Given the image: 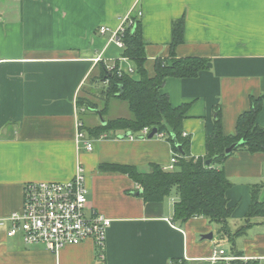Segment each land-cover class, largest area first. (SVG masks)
<instances>
[{"label":"crops","instance_id":"obj_1","mask_svg":"<svg viewBox=\"0 0 264 264\" xmlns=\"http://www.w3.org/2000/svg\"><path fill=\"white\" fill-rule=\"evenodd\" d=\"M137 11L150 76L155 59L169 57L172 22L181 18L183 42L175 56L208 59L195 77H167L161 87L172 106L188 105L182 126L192 156L206 154L217 112L223 134H233L251 97H262L256 122L264 128V0H0V217L21 210L26 182L69 180L80 164L88 208L111 219L104 249L86 239L52 252L0 230V264H223L209 260L213 250L234 256L217 224L201 216L174 221L173 195L145 202L127 174L101 168L148 171L175 154L165 137L116 131L94 138L87 132L102 124V67L115 62L135 76L123 48L98 28L115 29L122 16ZM75 114L93 140L92 151L75 140ZM101 117L106 122L131 112L111 98ZM220 167L231 183L225 196L233 233L245 223L253 189L264 204V152L237 150ZM250 223L234 251L264 263V216ZM209 233L211 239L202 238Z\"/></svg>","mask_w":264,"mask_h":264},{"label":"trees","instance_id":"obj_2","mask_svg":"<svg viewBox=\"0 0 264 264\" xmlns=\"http://www.w3.org/2000/svg\"><path fill=\"white\" fill-rule=\"evenodd\" d=\"M132 18L135 24L126 27L121 40L124 43L122 56L133 62L135 76L126 72L119 74L117 69L108 70L103 66L101 78L107 80V84L102 91L104 108L100 111L102 116L108 101L118 98L127 103L131 117L107 120L105 124L87 129V132L91 137L98 138L110 132L140 133L144 128L150 131L156 128L157 132H163L170 142L177 155V162L173 170H164L161 165L155 163L149 165L148 171L121 164H104L101 168L127 174L139 186V196L145 202H160L175 190L174 221L183 223L193 217H204L219 226L217 232L220 237L226 236L230 240L231 251L237 259L223 264H263V261L253 259L244 261L241 253L234 251L235 239L246 233L251 218L264 216V204L258 199L259 189L252 191L251 205L244 225L231 233L228 226L231 209L227 206L225 196L231 183L222 168H218L237 150L243 149L249 153L264 152V128L256 122L262 106V97L250 98L249 109L238 116L235 132L230 135L223 134L218 111L214 129L206 138V154L202 157L192 156L190 136L182 134V123L188 105L172 106L167 94L161 92V87L167 77H195L199 71L208 68V59L198 56H175L176 46L183 42L184 20L181 18L172 22L169 57L156 58L153 75L150 76L145 68L146 53L141 22L134 15ZM79 104L82 105L80 102ZM174 140L181 145L184 155L177 150ZM239 141L242 144L226 155L225 150ZM209 158L213 160L205 166L204 162Z\"/></svg>","mask_w":264,"mask_h":264},{"label":"built area","instance_id":"obj_3","mask_svg":"<svg viewBox=\"0 0 264 264\" xmlns=\"http://www.w3.org/2000/svg\"><path fill=\"white\" fill-rule=\"evenodd\" d=\"M131 12L120 18L117 28L100 26L98 32L100 34L110 32V41L123 48L121 36L127 26L132 27L135 24ZM140 16L141 11H137L136 18ZM94 61H101V56L96 57ZM106 68L117 69L119 74L133 72L132 68L123 71L116 66L115 62L107 64ZM104 82L107 83V80ZM75 115V140L77 144L82 143L85 150L92 151L93 140L86 137L82 122L77 114ZM141 132L147 135L150 130L144 128ZM182 134L187 135L185 132ZM155 135L165 137L163 132H156ZM105 136L101 135L98 138ZM176 162L177 155L174 154L163 169L173 170ZM87 196L84 169L80 164L69 180L26 182L23 188L21 210L12 212L7 217H0V230H3L8 237L19 235L26 244L41 243L52 252H57L65 245L78 244L86 239H93L99 248L104 249L106 231L111 225V219L90 210L87 206ZM235 259L237 257L225 255L223 249L213 250L209 258L211 261L223 260L224 262Z\"/></svg>","mask_w":264,"mask_h":264},{"label":"water","instance_id":"obj_4","mask_svg":"<svg viewBox=\"0 0 264 264\" xmlns=\"http://www.w3.org/2000/svg\"><path fill=\"white\" fill-rule=\"evenodd\" d=\"M99 118H100V121L102 124H105L106 122L104 121V119L101 117V114H99ZM157 132V129L156 128H153L149 134H148V137L151 138L155 135V133ZM130 134V132H127L126 135H122V136H128ZM175 141V140H174ZM242 144L241 141L237 142V143H233L232 145H230L226 150H225V154L226 155H229L233 150L234 148H236L238 145ZM175 146L177 147V150L182 154L184 155V152L181 148V145L178 144L176 141H175ZM212 158H209V159H206L205 162H204V165L205 166H208L211 162H212ZM141 192L140 189L137 190L136 194L139 195V193ZM202 238H212V234L209 233V234H205V235H202Z\"/></svg>","mask_w":264,"mask_h":264},{"label":"rangeland","instance_id":"obj_5","mask_svg":"<svg viewBox=\"0 0 264 264\" xmlns=\"http://www.w3.org/2000/svg\"><path fill=\"white\" fill-rule=\"evenodd\" d=\"M117 103H119V102H117ZM117 109V106L115 107V110ZM119 109V108H118ZM117 109V110H118ZM171 195H173L174 197H176V195H175V190H173L172 192H171ZM226 245V244H225Z\"/></svg>","mask_w":264,"mask_h":264}]
</instances>
